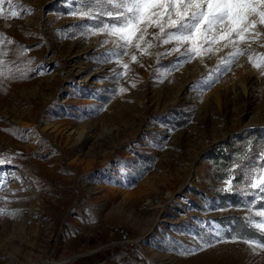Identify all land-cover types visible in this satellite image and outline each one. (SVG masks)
I'll list each match as a JSON object with an SVG mask.
<instances>
[{"label": "rangeland", "instance_id": "obj_1", "mask_svg": "<svg viewBox=\"0 0 264 264\" xmlns=\"http://www.w3.org/2000/svg\"><path fill=\"white\" fill-rule=\"evenodd\" d=\"M11 2L21 14L0 18V264H264V249L217 221L254 215L264 193L238 184L246 204L225 206L216 193L233 184L211 158L264 133V67L249 61L264 36L236 58L216 45L189 59L151 36L146 54L117 56L115 38L93 34L108 18L82 15L87 2Z\"/></svg>", "mask_w": 264, "mask_h": 264}, {"label": "snow or ice", "instance_id": "obj_2", "mask_svg": "<svg viewBox=\"0 0 264 264\" xmlns=\"http://www.w3.org/2000/svg\"><path fill=\"white\" fill-rule=\"evenodd\" d=\"M7 2L12 10L6 13L5 0H0V18H18L21 14L15 10L18 5H13L11 0ZM87 3L90 7L82 15L108 18V22L100 21L102 27L97 25V32L93 34L103 33L115 38L118 48L124 49L116 52L117 56L129 55L130 48L146 54L147 49L156 46L147 39L151 36L152 40L164 44L175 41L176 47L171 50L174 52L187 46L182 54L189 59L207 55L216 45L231 46L234 51L229 56L236 58L248 54L240 44L250 46L264 36V0H87ZM150 29L157 31L150 32ZM130 59L135 62L137 57L132 54ZM249 61L253 67H264V54L255 59L249 55ZM224 63H231V60ZM123 68L127 69L128 64H123ZM247 178L252 189L264 193V164L252 168ZM259 198L264 200V196ZM261 209L247 217L246 223L264 236V204ZM257 217L260 219H255ZM243 242L252 246L253 251L264 249V239Z\"/></svg>", "mask_w": 264, "mask_h": 264}, {"label": "trees", "instance_id": "obj_3", "mask_svg": "<svg viewBox=\"0 0 264 264\" xmlns=\"http://www.w3.org/2000/svg\"><path fill=\"white\" fill-rule=\"evenodd\" d=\"M87 2V0H81ZM264 151V133L259 128L247 137H237L230 141H224L217 145L211 153L214 164V176L219 182L231 181L233 184L231 191L223 189L217 192L219 200L227 206L228 203L234 206H242L245 201H241L237 196L240 186H250L248 183V173L255 165H262V152ZM236 165V166H235ZM235 166V167H234ZM264 200L260 198L254 205L261 207ZM245 216L223 215L217 221L226 227L225 235L228 238H242L262 240L264 236L254 226L246 223Z\"/></svg>", "mask_w": 264, "mask_h": 264}]
</instances>
